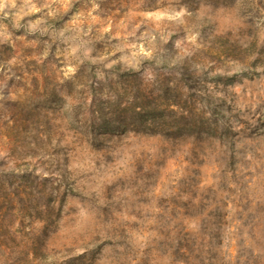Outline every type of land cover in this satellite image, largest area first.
Listing matches in <instances>:
<instances>
[{"label": "rangeland", "instance_id": "obj_1", "mask_svg": "<svg viewBox=\"0 0 264 264\" xmlns=\"http://www.w3.org/2000/svg\"><path fill=\"white\" fill-rule=\"evenodd\" d=\"M0 264H264V0H0Z\"/></svg>", "mask_w": 264, "mask_h": 264}, {"label": "trees", "instance_id": "obj_2", "mask_svg": "<svg viewBox=\"0 0 264 264\" xmlns=\"http://www.w3.org/2000/svg\"><path fill=\"white\" fill-rule=\"evenodd\" d=\"M154 121H155V120H154V118H153L151 122H154Z\"/></svg>", "mask_w": 264, "mask_h": 264}]
</instances>
